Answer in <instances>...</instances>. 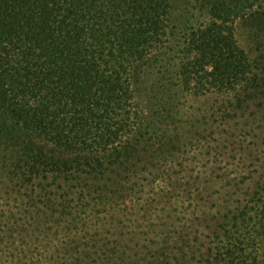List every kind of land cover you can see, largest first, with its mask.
<instances>
[{
  "label": "trees",
  "instance_id": "1",
  "mask_svg": "<svg viewBox=\"0 0 264 264\" xmlns=\"http://www.w3.org/2000/svg\"><path fill=\"white\" fill-rule=\"evenodd\" d=\"M201 3L207 18L179 25L175 0H0V118L74 154L38 152L0 124V198H27L0 207V264H138L117 206L151 168L143 68L160 59L178 87L235 109L264 100V0ZM42 240L51 254L38 253ZM210 242L205 264H264V172ZM178 249L152 256L189 264Z\"/></svg>",
  "mask_w": 264,
  "mask_h": 264
},
{
  "label": "rangeland",
  "instance_id": "2",
  "mask_svg": "<svg viewBox=\"0 0 264 264\" xmlns=\"http://www.w3.org/2000/svg\"><path fill=\"white\" fill-rule=\"evenodd\" d=\"M174 12L179 25L208 16L201 0H175ZM239 29L246 46V30ZM167 67L164 72L161 60L153 59L136 79L138 98L157 136L152 156L145 154L144 160H151L150 170L142 174L145 184L138 186L137 194L120 199L123 219L117 224L128 231L126 243L133 249L128 253L138 251V264H157L158 255L152 256L156 251L161 259L172 260L170 256L181 252L178 246L184 247L189 264H205L224 215L245 201L264 172V100L235 109L230 97L178 87L174 67ZM0 124L14 127L20 140L38 152L74 157L10 120L0 118ZM146 177L152 181L148 185ZM18 195L13 191L12 198H0V207H17ZM137 217L138 226L133 227ZM39 245L38 253L51 254L47 240ZM261 254L264 257V246Z\"/></svg>",
  "mask_w": 264,
  "mask_h": 264
}]
</instances>
